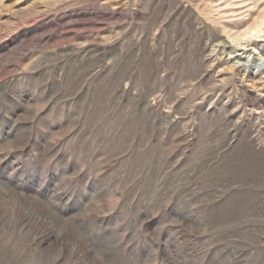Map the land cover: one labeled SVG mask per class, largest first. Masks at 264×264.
I'll return each instance as SVG.
<instances>
[{"label": "rangeland", "instance_id": "obj_1", "mask_svg": "<svg viewBox=\"0 0 264 264\" xmlns=\"http://www.w3.org/2000/svg\"><path fill=\"white\" fill-rule=\"evenodd\" d=\"M262 15L0 0V264H264Z\"/></svg>", "mask_w": 264, "mask_h": 264}, {"label": "bare ground", "instance_id": "obj_2", "mask_svg": "<svg viewBox=\"0 0 264 264\" xmlns=\"http://www.w3.org/2000/svg\"><path fill=\"white\" fill-rule=\"evenodd\" d=\"M259 1V0H258ZM253 15V14H252ZM258 15V14H257ZM257 18V17H256ZM253 20V19H252ZM264 25V15H262V16H259L256 20H255V24H254V26H251V27H253L252 29H250V30H246L245 32H243V35H245L246 34V32H247V34H252L253 32H259V30H260V28L262 27ZM250 28V27H249ZM240 33H242V32H240ZM247 34H246V36H247ZM242 35V36H243ZM230 37H233V36H230ZM239 38V37H238ZM237 38V39H238ZM242 38H245V36L244 37H242ZM230 39V38H229ZM234 39V38H233ZM254 79H255V77H254ZM260 80V79H259Z\"/></svg>", "mask_w": 264, "mask_h": 264}]
</instances>
